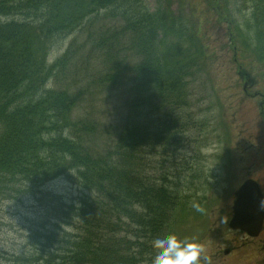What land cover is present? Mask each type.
I'll use <instances>...</instances> for the list:
<instances>
[{
    "label": "trees",
    "instance_id": "trees-1",
    "mask_svg": "<svg viewBox=\"0 0 264 264\" xmlns=\"http://www.w3.org/2000/svg\"><path fill=\"white\" fill-rule=\"evenodd\" d=\"M248 3L245 25L226 19L231 45L237 55L248 42L264 59V0ZM103 12L113 22L96 29ZM167 13L145 0H0V204L27 199L41 210L26 219L27 250L11 264L153 261V239L181 204L185 168L174 161L188 143L189 82L204 55L201 26ZM84 26L81 52L73 43L49 66L53 41ZM120 86L126 111L103 124L92 97ZM55 181L76 196L50 191Z\"/></svg>",
    "mask_w": 264,
    "mask_h": 264
},
{
    "label": "rangeland",
    "instance_id": "rangeland-1",
    "mask_svg": "<svg viewBox=\"0 0 264 264\" xmlns=\"http://www.w3.org/2000/svg\"><path fill=\"white\" fill-rule=\"evenodd\" d=\"M211 1L145 0L150 12H168L190 29L199 24L201 34L196 40L204 51L189 82L192 126L185 136L188 143L184 140L174 161L185 168L181 204L171 214L166 232L201 243L206 257L201 264H264V232L251 240L229 228L236 192L245 181H257L264 194V59L253 54L255 47L240 41L235 60L228 33L226 19L245 25L253 5L248 0H217L211 6ZM108 13H101L96 29L113 22ZM88 32L84 26L63 40L53 41L49 66L61 59L73 43H78L73 49L78 55ZM128 98L125 86L108 90L106 97L95 94L92 99L97 118L106 125L119 123ZM171 172L176 176L177 171ZM48 188L66 199L76 196L75 189L63 181H55ZM39 212L27 199L24 204H0V264H11L9 256L26 252V219Z\"/></svg>",
    "mask_w": 264,
    "mask_h": 264
},
{
    "label": "water",
    "instance_id": "water-1",
    "mask_svg": "<svg viewBox=\"0 0 264 264\" xmlns=\"http://www.w3.org/2000/svg\"><path fill=\"white\" fill-rule=\"evenodd\" d=\"M230 228L257 237L263 228L264 197L256 182L247 181L237 192Z\"/></svg>",
    "mask_w": 264,
    "mask_h": 264
},
{
    "label": "clouds",
    "instance_id": "clouds-1",
    "mask_svg": "<svg viewBox=\"0 0 264 264\" xmlns=\"http://www.w3.org/2000/svg\"><path fill=\"white\" fill-rule=\"evenodd\" d=\"M197 210L201 209L197 207ZM152 244L156 250L152 264H201L202 258L206 259L201 243L175 233L161 232Z\"/></svg>",
    "mask_w": 264,
    "mask_h": 264
}]
</instances>
